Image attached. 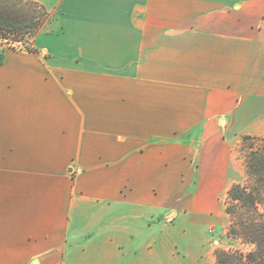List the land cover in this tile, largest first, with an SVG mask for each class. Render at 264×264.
Here are the masks:
<instances>
[{
    "label": "crops",
    "instance_id": "obj_1",
    "mask_svg": "<svg viewBox=\"0 0 264 264\" xmlns=\"http://www.w3.org/2000/svg\"><path fill=\"white\" fill-rule=\"evenodd\" d=\"M35 1L1 53L0 264H175L176 210L264 136V0Z\"/></svg>",
    "mask_w": 264,
    "mask_h": 264
},
{
    "label": "trees",
    "instance_id": "obj_2",
    "mask_svg": "<svg viewBox=\"0 0 264 264\" xmlns=\"http://www.w3.org/2000/svg\"><path fill=\"white\" fill-rule=\"evenodd\" d=\"M21 3L0 0V42L3 48L17 43L31 51L22 39L27 42L40 32L42 19L48 15L49 21L51 13L35 0H28L27 9ZM241 146L246 148L241 158L245 178L226 191V234L251 248L217 249L214 264H264V136L243 135Z\"/></svg>",
    "mask_w": 264,
    "mask_h": 264
},
{
    "label": "rangeland",
    "instance_id": "obj_3",
    "mask_svg": "<svg viewBox=\"0 0 264 264\" xmlns=\"http://www.w3.org/2000/svg\"><path fill=\"white\" fill-rule=\"evenodd\" d=\"M20 1L26 9L30 8L28 0ZM47 19L48 15L42 19V26L39 31L45 30ZM26 39H22V41L26 46H29L28 41L25 42ZM11 48L15 51H26L21 44L17 43ZM2 52L3 47L0 42V56ZM241 141L242 136H239L234 145V152L240 162H242L241 158L246 150L241 146ZM242 172L245 176L244 167H242ZM226 191L227 189L216 191V198L210 205L208 213L203 212L205 209L202 205L196 206V209L182 210L178 208L176 210L178 216L174 220L175 222L167 223L168 228L175 227L176 235L179 237V243L173 249L175 264H214V253L217 249L248 250L251 248V246L244 245L238 239L228 237L226 234L228 226V217L224 211ZM167 215V220H169L173 214L169 212Z\"/></svg>",
    "mask_w": 264,
    "mask_h": 264
}]
</instances>
